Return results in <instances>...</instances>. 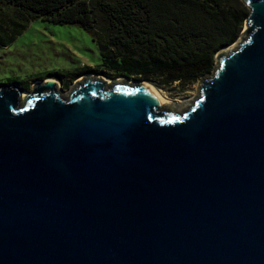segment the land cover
<instances>
[{"label": "water", "instance_id": "obj_1", "mask_svg": "<svg viewBox=\"0 0 264 264\" xmlns=\"http://www.w3.org/2000/svg\"><path fill=\"white\" fill-rule=\"evenodd\" d=\"M241 1L183 115L142 83L0 87V264H264V0Z\"/></svg>", "mask_w": 264, "mask_h": 264}, {"label": "trees", "instance_id": "obj_2", "mask_svg": "<svg viewBox=\"0 0 264 264\" xmlns=\"http://www.w3.org/2000/svg\"><path fill=\"white\" fill-rule=\"evenodd\" d=\"M249 13L241 0H0V46L38 19L77 25L98 45V73L187 86L214 73Z\"/></svg>", "mask_w": 264, "mask_h": 264}, {"label": "rangeland", "instance_id": "obj_3", "mask_svg": "<svg viewBox=\"0 0 264 264\" xmlns=\"http://www.w3.org/2000/svg\"><path fill=\"white\" fill-rule=\"evenodd\" d=\"M246 30L244 25L242 35ZM101 60L98 45L91 33L77 25H55L38 19L31 22L14 43L7 47L0 46V87L18 84L27 97L36 85L56 80L60 92L66 97L78 87L80 79L82 82L88 76L109 80V87L115 82L127 85L144 83L128 78H114V75L107 77L101 71L98 73ZM217 66L218 62L215 69ZM210 75L187 86L179 82L169 87L148 83L158 88L166 98L185 103L189 101V106L183 110L166 111L163 108L165 112L183 115L199 100L193 102L194 98L202 96V81Z\"/></svg>", "mask_w": 264, "mask_h": 264}, {"label": "bare ground", "instance_id": "obj_4", "mask_svg": "<svg viewBox=\"0 0 264 264\" xmlns=\"http://www.w3.org/2000/svg\"><path fill=\"white\" fill-rule=\"evenodd\" d=\"M86 79L96 80L97 77L88 76L87 78H84V81L81 82L82 79H80L78 82L84 83ZM105 80L108 84L111 83L109 80H107V79H105ZM54 81H56V80H54ZM56 82L58 83V81H56ZM142 85H144L146 88H148L151 91V93L154 94V96L159 100L160 105L162 107H164L166 111H167V109L183 110V108H185L186 106H189V104H188V103H190L189 101H187V103H185V102L174 101V100H171L169 98H166V96L158 88L154 87L153 85L149 84L148 82H144V83H142ZM24 95H26V93H24ZM197 99H199V98L198 97L194 98L193 102H195V100H197Z\"/></svg>", "mask_w": 264, "mask_h": 264}, {"label": "flooded vegetation", "instance_id": "obj_5", "mask_svg": "<svg viewBox=\"0 0 264 264\" xmlns=\"http://www.w3.org/2000/svg\"><path fill=\"white\" fill-rule=\"evenodd\" d=\"M57 88H60V85H59V86H57Z\"/></svg>", "mask_w": 264, "mask_h": 264}]
</instances>
